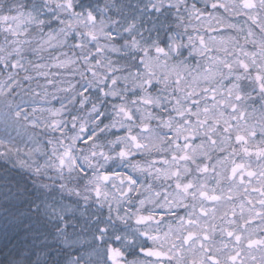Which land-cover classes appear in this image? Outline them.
Instances as JSON below:
<instances>
[{"label":"snow or ice","instance_id":"1","mask_svg":"<svg viewBox=\"0 0 264 264\" xmlns=\"http://www.w3.org/2000/svg\"><path fill=\"white\" fill-rule=\"evenodd\" d=\"M0 133V264H264V0H0Z\"/></svg>","mask_w":264,"mask_h":264},{"label":"rangeland","instance_id":"2","mask_svg":"<svg viewBox=\"0 0 264 264\" xmlns=\"http://www.w3.org/2000/svg\"><path fill=\"white\" fill-rule=\"evenodd\" d=\"M203 3V0H201V4ZM27 86V85H26ZM33 86H35V85H33ZM53 104L56 106V107H59V104L56 102V101H53ZM0 134H2V133H0Z\"/></svg>","mask_w":264,"mask_h":264},{"label":"flooded vegetation","instance_id":"3","mask_svg":"<svg viewBox=\"0 0 264 264\" xmlns=\"http://www.w3.org/2000/svg\"><path fill=\"white\" fill-rule=\"evenodd\" d=\"M210 11H211V9H209ZM222 11V10H221ZM237 19H239V21L241 22V23H243V20H244V18H237ZM258 223V222H257Z\"/></svg>","mask_w":264,"mask_h":264},{"label":"trees","instance_id":"4","mask_svg":"<svg viewBox=\"0 0 264 264\" xmlns=\"http://www.w3.org/2000/svg\"><path fill=\"white\" fill-rule=\"evenodd\" d=\"M21 239H23V237H21Z\"/></svg>","mask_w":264,"mask_h":264}]
</instances>
